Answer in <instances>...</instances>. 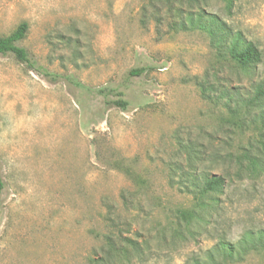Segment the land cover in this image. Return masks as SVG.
I'll return each mask as SVG.
<instances>
[{"label":"rangeland","instance_id":"1","mask_svg":"<svg viewBox=\"0 0 264 264\" xmlns=\"http://www.w3.org/2000/svg\"><path fill=\"white\" fill-rule=\"evenodd\" d=\"M161 8L0 0V36L26 22L19 44L30 56L0 54V264H190L220 238L264 230V160L239 179L225 157L253 137L252 112L235 100L264 84V0H236L230 16L209 1L259 50L241 68L205 33L158 24ZM100 87L124 90L127 108L105 106ZM188 157L202 159L195 177L225 178L201 205L179 184ZM234 264H264V247Z\"/></svg>","mask_w":264,"mask_h":264},{"label":"trees","instance_id":"2","mask_svg":"<svg viewBox=\"0 0 264 264\" xmlns=\"http://www.w3.org/2000/svg\"><path fill=\"white\" fill-rule=\"evenodd\" d=\"M210 0H161V11L155 14L158 24H163L169 30L194 31L198 30L206 34L209 44L214 48L217 56L241 68L259 61L260 53L257 46L246 39L240 30L234 29L224 18L209 10ZM222 5L223 11L230 16L234 2L236 0H215ZM27 30L26 22H21L15 30L7 36H0V54H13L16 59L28 62L30 56L27 50L19 42L24 38ZM148 67H134L128 70V76H140ZM76 87L86 88L78 81L71 79ZM197 83L200 85L202 83ZM105 106L117 105L126 109L128 101L124 98V90L118 87H100L94 89ZM204 89L202 93L204 94ZM236 105L241 109L252 112L253 137L241 153L234 154L227 152L225 157L234 168V175L237 178L244 176L255 177L262 169L264 160V84L262 82L253 83L250 91L246 93L237 92ZM236 93V94H237ZM187 151V150H186ZM198 158V157H197ZM188 157L186 171L181 170L179 184L186 192L192 194L196 205L202 204V199L206 195L214 193L223 188L225 178L221 174L206 173L202 177H195L193 168L197 165L196 159ZM202 159L198 158V161ZM3 187L0 173V190ZM124 200V194L122 195ZM115 226L114 220L111 221ZM107 255L119 259V250L115 246L111 237L107 236ZM129 245H134L129 238L123 239ZM257 246L264 247V230H245L239 239L228 242L223 238L205 252L203 256H192L190 264H234L243 254L250 250H255ZM105 252V251H104ZM100 259L97 264H100Z\"/></svg>","mask_w":264,"mask_h":264}]
</instances>
